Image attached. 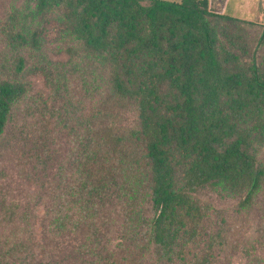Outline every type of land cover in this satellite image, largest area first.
<instances>
[{
	"label": "trees",
	"instance_id": "trees-1",
	"mask_svg": "<svg viewBox=\"0 0 264 264\" xmlns=\"http://www.w3.org/2000/svg\"><path fill=\"white\" fill-rule=\"evenodd\" d=\"M221 3L10 7L0 264H232L210 197L239 220L264 196V25Z\"/></svg>",
	"mask_w": 264,
	"mask_h": 264
},
{
	"label": "rangeland",
	"instance_id": "rangeland-1",
	"mask_svg": "<svg viewBox=\"0 0 264 264\" xmlns=\"http://www.w3.org/2000/svg\"><path fill=\"white\" fill-rule=\"evenodd\" d=\"M21 2L22 0H0V22L4 20L12 5H19ZM248 3L247 0H241L235 6L233 3L224 6L222 2V5L218 7L215 4L216 7H212L213 10L225 11L240 19L252 20L255 25H264V0L262 2L254 1L251 7H248ZM2 49L0 41V55ZM32 82H34L36 90L43 89L40 79H32ZM207 197L205 196L204 199ZM210 201L214 204V216L226 218L225 226L230 228L232 242L238 239V243L234 242L237 245V252L231 258L232 264H264V196L262 195L250 212L239 220H229L228 218V213L232 211L231 208L235 200L222 201L212 195ZM247 251H249L248 254Z\"/></svg>",
	"mask_w": 264,
	"mask_h": 264
},
{
	"label": "crops",
	"instance_id": "crops-1",
	"mask_svg": "<svg viewBox=\"0 0 264 264\" xmlns=\"http://www.w3.org/2000/svg\"><path fill=\"white\" fill-rule=\"evenodd\" d=\"M217 2H223L224 6L229 5L230 3H233V5H237V3H239L241 0H216ZM239 1V2H238ZM249 1L248 3V7H251L254 3V1H259L262 2L263 0H247ZM222 4V3H221Z\"/></svg>",
	"mask_w": 264,
	"mask_h": 264
}]
</instances>
